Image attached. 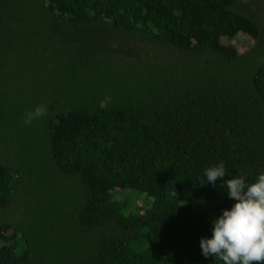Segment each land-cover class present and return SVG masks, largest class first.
<instances>
[{"label": "trees", "instance_id": "16d2710c", "mask_svg": "<svg viewBox=\"0 0 264 264\" xmlns=\"http://www.w3.org/2000/svg\"><path fill=\"white\" fill-rule=\"evenodd\" d=\"M221 162L264 172V0H0V264H223Z\"/></svg>", "mask_w": 264, "mask_h": 264}, {"label": "clouds", "instance_id": "9594fccd", "mask_svg": "<svg viewBox=\"0 0 264 264\" xmlns=\"http://www.w3.org/2000/svg\"><path fill=\"white\" fill-rule=\"evenodd\" d=\"M105 97L100 107H107ZM44 106L36 107L25 115V124L45 115ZM206 181L215 184L223 181L228 198L234 201L230 209H223L212 221L211 238L200 239L203 256L217 257L223 264H264V172L247 183L244 177L224 180V164L204 170Z\"/></svg>", "mask_w": 264, "mask_h": 264}, {"label": "rangeland", "instance_id": "374dc122", "mask_svg": "<svg viewBox=\"0 0 264 264\" xmlns=\"http://www.w3.org/2000/svg\"><path fill=\"white\" fill-rule=\"evenodd\" d=\"M220 42L223 45L232 46L237 53L242 54L247 51L253 44V40L244 34H236L234 36H225L221 38ZM117 198L123 196V200L127 203L130 210L127 209V213L140 214L145 208L150 207L151 199L145 198L141 194L134 191H115Z\"/></svg>", "mask_w": 264, "mask_h": 264}]
</instances>
